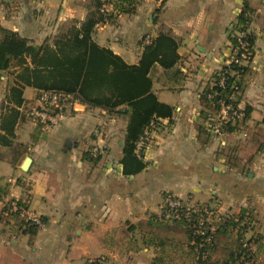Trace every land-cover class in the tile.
Here are the masks:
<instances>
[{
    "label": "crops",
    "instance_id": "obj_1",
    "mask_svg": "<svg viewBox=\"0 0 264 264\" xmlns=\"http://www.w3.org/2000/svg\"><path fill=\"white\" fill-rule=\"evenodd\" d=\"M88 3L0 0V27L52 45L81 25ZM244 7L253 36L239 102L244 116L215 135L207 118L218 111L201 95L231 54ZM161 31L178 43L182 80L151 69L152 91L173 112L151 129L141 150L146 166L135 175L124 174L121 163L126 106L114 114L75 101L59 124L35 125L25 112L37 89L19 83L16 62L0 71V192L25 200L42 222L31 234L0 214V264H193L173 252L190 246L184 227L160 220L169 193L245 214V235L259 237L264 264V0H137L134 13L113 10L92 38L137 64L146 40ZM93 146L102 148L97 156Z\"/></svg>",
    "mask_w": 264,
    "mask_h": 264
},
{
    "label": "trees",
    "instance_id": "obj_2",
    "mask_svg": "<svg viewBox=\"0 0 264 264\" xmlns=\"http://www.w3.org/2000/svg\"><path fill=\"white\" fill-rule=\"evenodd\" d=\"M137 0H113L108 5L104 0H91L88 13L78 28H70L54 40L52 45L32 43L17 32L0 27V71L7 70L14 62L20 66L16 77L21 85L34 87L37 91L52 90L71 95L76 101L91 107H99L109 113H118L121 106L127 107L129 120L126 126L124 144L122 146L121 163L123 173L135 175L142 171L146 163L141 155L135 153L136 144L144 129L152 119L170 117L173 108L160 102L152 91L151 69L158 65L169 78L182 80V72L177 68L180 56L177 52V41L167 32L161 31L150 42L145 43L137 64L126 63L111 49L98 45L92 38L94 27L113 17V10L118 13L132 14L136 9ZM112 6V10L109 8ZM249 9L244 7L233 25L234 35L231 47L237 44V32L248 30L250 22ZM245 40L248 43L250 60L253 54V36L248 31ZM249 60V62H250ZM228 66H222V69ZM233 74L227 78L222 95L234 97L233 104H239L243 90V76L247 64H230ZM221 70V69H220ZM214 74L215 83L219 71ZM217 86L203 90L201 99L206 106L214 111L220 109L216 100L207 99V94ZM233 120H229L223 129ZM5 193L0 192V196ZM2 218H13L24 232L35 233L37 226L30 221L20 219L10 213L4 206L0 210ZM168 220L184 227L190 247L197 251L200 258L208 260L210 246L222 231L231 230L237 233V248L230 252L227 259L220 264H243L241 256L245 252L243 241L247 238L256 245L259 237L245 235L248 220L245 214H229L224 217L213 240L205 248H196L192 243V226L190 221ZM153 241V240H151ZM158 243V242H157ZM159 245H163L162 240ZM262 246L260 243L256 246Z\"/></svg>",
    "mask_w": 264,
    "mask_h": 264
},
{
    "label": "built area",
    "instance_id": "obj_3",
    "mask_svg": "<svg viewBox=\"0 0 264 264\" xmlns=\"http://www.w3.org/2000/svg\"><path fill=\"white\" fill-rule=\"evenodd\" d=\"M248 30L237 32V44L231 47V54L225 61L223 66L227 68L219 69L218 76L215 84L218 89H213L207 94V99L216 100L220 105L217 115L209 113L208 125L210 131L215 135H220L222 127L229 120L241 119L244 116V109L239 104H233L234 97L228 95L225 99L222 95V89L227 84V78L233 74L230 64H247L250 60L248 52V43L245 40ZM150 42L149 39L146 43ZM76 100L68 94L52 91L40 90L37 91L34 103L26 108V116L30 122L35 125L52 127L59 124L67 109L73 105ZM158 118L152 119L140 136L136 147L135 153L141 155L143 146L147 143L151 129L155 128ZM102 150L100 146H93L90 153L97 156ZM0 203L6 207L10 213L16 214L18 218L30 221L36 225H41V218L35 214L26 204L25 200L20 198L5 199V196H0ZM230 213L226 210H221L219 207H212L207 204L190 203L188 199H184L173 194H167L163 198L161 205L160 218L171 220H186L191 222L193 244L196 248H205L214 238L217 229L220 226L224 217H228ZM236 232V230H235ZM245 252L241 256L243 264H260L258 253L256 252V245L253 240L247 238L243 241Z\"/></svg>",
    "mask_w": 264,
    "mask_h": 264
},
{
    "label": "rangeland",
    "instance_id": "obj_4",
    "mask_svg": "<svg viewBox=\"0 0 264 264\" xmlns=\"http://www.w3.org/2000/svg\"><path fill=\"white\" fill-rule=\"evenodd\" d=\"M91 0H87L89 2ZM104 2L108 5L113 2V0H104ZM89 4V3H88ZM117 114V113H115ZM185 199V198H184ZM168 222V221H167ZM178 238L181 236V233H177L175 231ZM237 233L230 228L228 231L220 232L215 238V242L210 246L209 258L208 260L202 259L198 256L197 251L192 247L184 248V249H176L173 252L177 254L180 258L185 257V259L190 260L193 264H220L222 261L226 260L229 253L233 252L237 248ZM177 239V240H178ZM166 255V254H165ZM168 256V255H166Z\"/></svg>",
    "mask_w": 264,
    "mask_h": 264
},
{
    "label": "water",
    "instance_id": "obj_5",
    "mask_svg": "<svg viewBox=\"0 0 264 264\" xmlns=\"http://www.w3.org/2000/svg\"><path fill=\"white\" fill-rule=\"evenodd\" d=\"M123 110H124V108L119 109V111H123ZM30 162H31V159L29 157L25 158V160L23 161V164H22V169L26 171Z\"/></svg>",
    "mask_w": 264,
    "mask_h": 264
}]
</instances>
